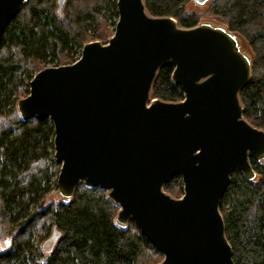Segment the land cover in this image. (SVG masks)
Segmentation results:
<instances>
[{"label": "water", "instance_id": "95a60500", "mask_svg": "<svg viewBox=\"0 0 264 264\" xmlns=\"http://www.w3.org/2000/svg\"><path fill=\"white\" fill-rule=\"evenodd\" d=\"M26 2L0 0V38ZM116 12L107 44L88 42L74 63L35 73L16 111L24 122L51 123L62 201L79 185L105 191L116 223L132 221L159 264H234L220 202L234 171L254 181L250 161L264 162V131L243 118L239 101L251 56L215 22L180 28L149 16L143 0H117ZM165 65L180 102L150 99ZM175 176L178 199L163 191Z\"/></svg>", "mask_w": 264, "mask_h": 264}, {"label": "trees", "instance_id": "16d2710c", "mask_svg": "<svg viewBox=\"0 0 264 264\" xmlns=\"http://www.w3.org/2000/svg\"><path fill=\"white\" fill-rule=\"evenodd\" d=\"M117 0H27L0 38V264H159L163 256L132 221L119 226L118 207L105 191L79 185L68 201L47 200L59 165L53 159L54 130L47 120L24 122L16 102L48 59L70 65L75 48L107 44L117 21ZM147 14L173 18L189 29L203 21L221 24L247 47L249 83L239 93L243 118L264 131V0H214L202 13L187 11L192 0H143ZM173 66H162L150 99L180 102ZM256 174L246 180L234 171L220 202L225 236L234 264H264V163L250 161ZM173 198L183 194L177 176L164 185ZM48 254L35 247L51 237Z\"/></svg>", "mask_w": 264, "mask_h": 264}, {"label": "rangeland", "instance_id": "374dc122", "mask_svg": "<svg viewBox=\"0 0 264 264\" xmlns=\"http://www.w3.org/2000/svg\"><path fill=\"white\" fill-rule=\"evenodd\" d=\"M187 11L188 12H192V13H202L204 12V8H199L198 6H196L195 4L193 3H190L187 5ZM241 48L243 50V52L247 55H249V52H248V49L246 46H244V44L242 43L241 44ZM75 54H76V57L79 58L80 56V53H81V49H77L75 48ZM45 68H48V67H55V63L50 61L48 59L47 62H45ZM264 162H262L261 164H263ZM182 182V181H181ZM51 190H50V193L48 194V197H47V200H50V199H53L55 201H62V198H60L58 195H57V192H56V178H53L52 179V183H51ZM54 232L52 233L51 237L48 238V240H46L44 243L40 244V245H37L36 244V240L34 239L33 240V243L35 245V247L39 250H42L45 254H48L51 249L53 248V245H54ZM7 240V238L4 236H2L0 238V251L4 250L5 249V245H4V242ZM24 264H30L28 261H25Z\"/></svg>", "mask_w": 264, "mask_h": 264}]
</instances>
